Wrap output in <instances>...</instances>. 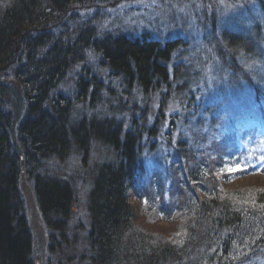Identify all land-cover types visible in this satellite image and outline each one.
<instances>
[{"label": "trees", "instance_id": "obj_1", "mask_svg": "<svg viewBox=\"0 0 264 264\" xmlns=\"http://www.w3.org/2000/svg\"><path fill=\"white\" fill-rule=\"evenodd\" d=\"M120 1L0 0V264H44L23 175L51 233L45 264H264V184L228 188L264 174V76L244 67L264 64V48L225 27L221 69L202 80L182 39L100 37L98 17L79 21ZM90 57L98 65L78 70ZM94 148L107 159L86 173L79 242L75 185L47 166L85 163Z\"/></svg>", "mask_w": 264, "mask_h": 264}, {"label": "rangeland", "instance_id": "obj_2", "mask_svg": "<svg viewBox=\"0 0 264 264\" xmlns=\"http://www.w3.org/2000/svg\"><path fill=\"white\" fill-rule=\"evenodd\" d=\"M79 14V21L98 17L95 23L100 37H105L108 34L131 37L150 34L153 35L154 39L161 42L170 39H182L184 43H187L188 58L195 63V70L204 77L202 80H216L213 74L221 69L217 51L218 44L222 42L221 33L225 27L239 28L251 38L257 45L256 47L264 48V7L259 3V0H121L113 8L102 10L98 14L96 11ZM213 16L217 19L216 35H213L211 26ZM215 39L219 42H216ZM184 61L188 62L187 57ZM95 62L90 57L86 66L78 67V70L94 68L98 65ZM244 67L256 83L259 76H264V64L261 62L245 64ZM76 80L75 76H71L66 81V85L63 86L62 92L73 94ZM106 159L103 150L94 148L85 163L81 159L73 158L62 166L52 164L47 166V169H52L61 177L72 181L77 190V203L68 238L78 236L80 242L88 234L89 218L86 204L91 182L86 173L89 171L91 174L92 169ZM254 184L263 185L264 174L240 176L234 179L228 188L236 189ZM21 190L26 200L27 216L34 237L35 253L38 261L45 264L50 254L51 233L40 214L32 185L25 175L21 177ZM129 196L131 204L137 207L139 220L143 221L146 216L145 214L142 215L141 212L146 210V202L142 206L132 192ZM159 226L171 228L172 224L160 222ZM59 239L60 237L57 235L56 240ZM75 251H82L80 243H78Z\"/></svg>", "mask_w": 264, "mask_h": 264}]
</instances>
